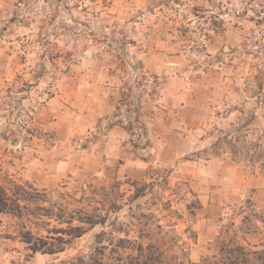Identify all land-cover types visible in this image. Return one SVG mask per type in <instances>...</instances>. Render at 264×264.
<instances>
[{"label": "rangeland", "instance_id": "rangeland-1", "mask_svg": "<svg viewBox=\"0 0 264 264\" xmlns=\"http://www.w3.org/2000/svg\"><path fill=\"white\" fill-rule=\"evenodd\" d=\"M0 175L105 219L48 255L0 216V264L142 235L175 264L225 231L264 250V0H0Z\"/></svg>", "mask_w": 264, "mask_h": 264}, {"label": "trees", "instance_id": "trees-1", "mask_svg": "<svg viewBox=\"0 0 264 264\" xmlns=\"http://www.w3.org/2000/svg\"><path fill=\"white\" fill-rule=\"evenodd\" d=\"M240 132V129L236 130L234 136L242 137ZM228 139V145L234 146L233 136ZM46 204H49V207L45 206ZM64 212L66 211L50 203L46 195L41 196L31 185L0 175V216L24 220L20 226L19 237L32 254L56 255L64 252L73 240L105 223L101 216L82 210L70 214L67 219ZM47 219L67 227H52ZM32 225L39 230L44 229L46 234L35 232L30 227ZM158 229L162 230V227L158 226ZM103 236L105 235L99 238ZM149 237L142 235L136 240L127 237L109 241L100 239L97 241L99 247L89 256L88 263L81 261L80 264H175L177 258L168 245L170 242L165 238ZM216 243L217 253L211 257H203L197 264H264V250L245 246L239 242L236 235L230 236L228 231L220 235Z\"/></svg>", "mask_w": 264, "mask_h": 264}]
</instances>
